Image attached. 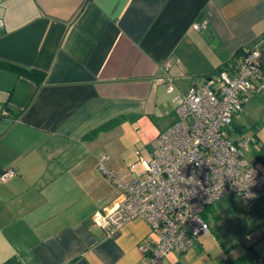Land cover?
<instances>
[{
    "label": "crops",
    "instance_id": "crops-1",
    "mask_svg": "<svg viewBox=\"0 0 264 264\" xmlns=\"http://www.w3.org/2000/svg\"><path fill=\"white\" fill-rule=\"evenodd\" d=\"M0 20V264H142L156 238L147 222L94 220L120 193L101 167L129 168L104 136L166 121L155 140L189 88L234 75L255 46L264 71V0H0ZM247 96L234 122L256 138L248 161L264 174V91ZM203 216L210 231L162 264H264V194Z\"/></svg>",
    "mask_w": 264,
    "mask_h": 264
},
{
    "label": "built area",
    "instance_id": "built-area-1",
    "mask_svg": "<svg viewBox=\"0 0 264 264\" xmlns=\"http://www.w3.org/2000/svg\"><path fill=\"white\" fill-rule=\"evenodd\" d=\"M260 57L255 46L234 75L222 71L189 88L176 107V122L154 140L149 158H139L141 169L132 164L120 177L101 167L120 193L95 214V223L112 231L136 220L147 222L156 238L141 248L142 264H162L172 251L191 250L210 231L203 214L218 200L233 197L252 207L264 194L263 172L243 155L244 149H257L256 138L246 135L235 143L229 134L248 93L264 91ZM167 91H174L170 80ZM15 175L7 170L1 180Z\"/></svg>",
    "mask_w": 264,
    "mask_h": 264
},
{
    "label": "rangeland",
    "instance_id": "rangeland-1",
    "mask_svg": "<svg viewBox=\"0 0 264 264\" xmlns=\"http://www.w3.org/2000/svg\"><path fill=\"white\" fill-rule=\"evenodd\" d=\"M165 122L164 120H153V129L148 128L147 130L143 128L140 123L134 128H131L129 124L120 123L123 125L121 128L112 134L104 136V142H108L110 139L114 138L112 143L114 150H112V152L115 154L118 167L126 169L132 164H135L138 170L141 169L138 154L141 153L145 158L150 157V153L154 150V135L152 134L157 130V127L162 126ZM234 138L238 137L234 136ZM240 139L241 137H239L238 140ZM105 152V154H108V151ZM250 152L249 149L243 150L244 156L249 161L253 155ZM110 156L112 157L111 152Z\"/></svg>",
    "mask_w": 264,
    "mask_h": 264
},
{
    "label": "trees",
    "instance_id": "trees-1",
    "mask_svg": "<svg viewBox=\"0 0 264 264\" xmlns=\"http://www.w3.org/2000/svg\"><path fill=\"white\" fill-rule=\"evenodd\" d=\"M241 51V50H240ZM238 52V54L237 55H239V57L241 56V52ZM244 54V53H243ZM247 53L245 52V55H246ZM18 69H20V71L21 72H26V73H30L31 75H36L34 72H32V71H30L29 69H27V68H23V67H18ZM222 71H224V70H220L218 73H220V72H222ZM217 73V74H218ZM216 75V74H215ZM235 120V119H234ZM120 122V119H117V121L115 122V124H117V123H119ZM115 124H112V123H107V124H105L104 126H102L100 129H99V131H103V130H107V129H109L110 127H112L113 125H115ZM245 133H246V131L245 130H243V129H240V127H238L236 124H235V122L233 121V123H232V126H231V129H229V134H230V137L232 138V140L235 142V143H238L239 142V137H244V136H246L245 135ZM234 136H237L238 138H234ZM249 250H250V252L251 253H253L254 251H253V248L252 247H250L249 248ZM243 260H246V259H243Z\"/></svg>",
    "mask_w": 264,
    "mask_h": 264
}]
</instances>
